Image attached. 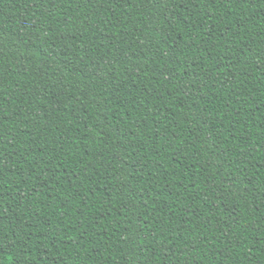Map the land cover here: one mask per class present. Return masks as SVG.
I'll use <instances>...</instances> for the list:
<instances>
[{"label":"trees","instance_id":"obj_1","mask_svg":"<svg viewBox=\"0 0 264 264\" xmlns=\"http://www.w3.org/2000/svg\"><path fill=\"white\" fill-rule=\"evenodd\" d=\"M0 264H264V0H0Z\"/></svg>","mask_w":264,"mask_h":264}]
</instances>
